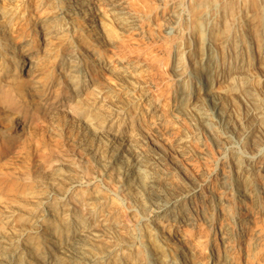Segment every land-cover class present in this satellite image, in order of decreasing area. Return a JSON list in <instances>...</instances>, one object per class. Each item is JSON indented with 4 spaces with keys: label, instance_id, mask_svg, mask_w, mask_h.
<instances>
[{
    "label": "rangeland",
    "instance_id": "obj_1",
    "mask_svg": "<svg viewBox=\"0 0 264 264\" xmlns=\"http://www.w3.org/2000/svg\"><path fill=\"white\" fill-rule=\"evenodd\" d=\"M90 1L97 25L114 26L112 39L102 32L90 50L80 33L70 45L63 32L33 46L38 38L28 37L33 27L23 22L38 12L41 0H28L22 28H13L23 61L17 79L26 90L19 104H1L20 126L8 137L7 124L0 123V264H72L79 257L136 264V253L151 262L166 257L165 264H211L212 258L218 264H264V148L256 163L260 204L238 209L219 185L220 174L231 175L230 151L213 149L199 132L192 105L178 113L173 102V89L185 77L178 82L172 68L178 59L189 61L184 52L196 46L195 19L203 5L209 3V21L218 29L224 6L236 14V0ZM240 1L248 11L261 6L259 0ZM117 8L137 21L136 30L119 28ZM173 21L179 29L172 32L166 26ZM241 29L234 28L238 35ZM213 47L218 61L222 48L218 41ZM2 81L0 90L11 80ZM222 103L231 106L233 126L243 124L246 109L232 97ZM198 137L201 144L194 142ZM238 139L231 149L247 153ZM136 159L167 193L197 189V221L171 229L143 221L147 205L140 199L144 180L133 168ZM246 218L248 228L239 229ZM226 228L236 237L232 242L220 239Z\"/></svg>",
    "mask_w": 264,
    "mask_h": 264
},
{
    "label": "bare ground",
    "instance_id": "obj_2",
    "mask_svg": "<svg viewBox=\"0 0 264 264\" xmlns=\"http://www.w3.org/2000/svg\"><path fill=\"white\" fill-rule=\"evenodd\" d=\"M27 1L0 0V86L3 78L11 80L6 81L5 89L0 90V123L7 124L8 137L16 133V128L20 124L14 113L10 109L5 110L1 104L3 103L6 108L19 104L26 90V85L17 79L21 75L23 61L19 63L20 58L12 34L15 24L23 22L25 14L30 11ZM230 1L225 0L224 5L233 2ZM239 1L236 0L238 9L235 15L233 12L228 13L224 6L225 22L219 25L218 29L214 27V21H209L212 9H209V3L205 2L200 11L201 14L197 20L195 19L194 32L198 39L196 46L184 52L189 61L185 64L178 59L172 70L178 82L185 77L182 82L180 81V85L176 83L173 89L176 111L182 112L192 105L191 110L195 112L201 127L199 132L207 136L213 149L230 151L231 175L220 174L219 185L224 194L231 193L234 196L239 205L238 209H245L247 205H253L256 208L261 200L259 195L261 186L258 183L260 171L256 168V163L262 155L261 149L264 148V0H259L261 6L256 10H252L253 7L251 11L244 7L246 2L243 5L244 1ZM35 8L38 12L31 13L30 19L27 17L28 19L23 22V25L28 24V28L33 27L28 37L38 38V42L33 46H38L43 39L53 38L63 32H65V45L73 44L77 34L80 33L83 40H87L89 50L97 39L102 38V32L108 41L113 37L114 26L107 28L104 23L97 25L96 11L90 0H41ZM171 15L175 18L176 8ZM114 20L117 21L120 29L133 31L138 27L137 21L120 8H117L114 13ZM176 21L168 24L166 29L169 31L179 29ZM239 25L243 32L238 35L234 28ZM85 33L88 36L83 35ZM90 35L92 38L89 39ZM21 39L22 36H19V40ZM217 41L218 47L222 48L223 52L218 61L217 49L213 47ZM225 96L232 97L246 109L243 124L239 123L238 128L230 121L231 106L227 108L222 103ZM237 139L245 141L247 153L242 154L231 149L233 142ZM194 142L202 143L199 137ZM133 168L142 175L140 183L144 180L140 199L147 205V215L143 221L160 222L163 227L170 229L179 224L191 226L193 224L191 221H197L192 202L196 188L190 187L181 189L177 193H167L152 179L143 162L134 160ZM126 177H129V173ZM214 200L216 201L212 197L210 204ZM214 205L218 207L216 209L221 210L218 202ZM220 205L224 206V203ZM153 217H155L154 220L150 221ZM248 220L250 218H246L244 223L237 227L246 230L249 225ZM229 228H226V233L220 238L224 242H232L236 238ZM237 235L241 238L243 233ZM209 252L211 257H216L214 251ZM154 258L151 262L142 254L136 253L134 257L136 264L166 263V257L159 262H156V257ZM71 261L72 264H97L98 262L85 257L72 258ZM217 261V258H212L211 264H218ZM224 263H227V258Z\"/></svg>",
    "mask_w": 264,
    "mask_h": 264
}]
</instances>
